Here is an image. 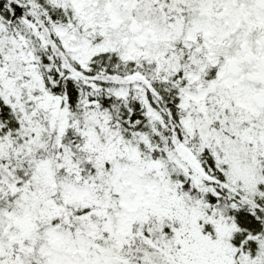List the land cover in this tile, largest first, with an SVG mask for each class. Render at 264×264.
<instances>
[{
	"label": "snow or ice",
	"instance_id": "1",
	"mask_svg": "<svg viewBox=\"0 0 264 264\" xmlns=\"http://www.w3.org/2000/svg\"><path fill=\"white\" fill-rule=\"evenodd\" d=\"M0 264H264V0H0Z\"/></svg>",
	"mask_w": 264,
	"mask_h": 264
}]
</instances>
